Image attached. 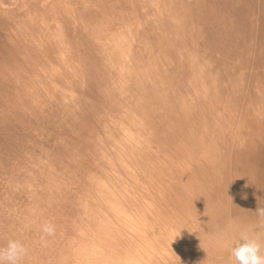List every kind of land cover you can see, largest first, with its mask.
I'll return each mask as SVG.
<instances>
[{"label": "bare ground", "instance_id": "obj_1", "mask_svg": "<svg viewBox=\"0 0 264 264\" xmlns=\"http://www.w3.org/2000/svg\"><path fill=\"white\" fill-rule=\"evenodd\" d=\"M237 1L239 0L17 2L15 8L20 12L15 13L13 21L8 25L2 23V20L0 22V45H5L4 39L20 35L27 38L21 39L19 44L12 42L10 48L16 52L15 55L22 50L20 44L24 42L26 48L29 40L27 47L33 44L35 49L32 52L26 48L30 54L16 56L18 65L15 69L18 71L25 68L24 72H27L25 79L23 77L19 79L22 74L18 72L19 77L10 88L11 78L8 76L11 68L8 63L3 69V74H0V84L6 89L4 98L8 100L10 107L15 103L22 106V99L25 96L29 93L35 94L34 99L31 98L29 101L31 103L32 100L40 107L35 114L34 107L31 111V115L36 116L30 120L32 133L29 139L32 144H37V150H34L33 154L40 157L48 156L50 147L57 145L58 139L55 140L54 135L59 131L62 134L64 121L61 120H70L76 113V110L68 112L69 107L71 109L72 106H77L84 120L82 125L77 126L76 123L73 127H76L74 131L77 132L75 135L78 138L77 141H73L75 142L73 147L62 143L65 139L60 144V147L66 149L69 154L72 152L71 159L76 164L53 159L47 161L49 165L45 163L39 165L34 162L31 151V155L28 156L30 164L24 170L23 181L19 178L15 180L17 181L15 185L18 186L15 194L10 195L9 186L2 193L6 195L7 201L15 206L4 203V198L0 200V246L6 245L10 239H20L24 242L29 251L21 264H59L61 256L69 255L71 250L75 257L80 259L77 264H84L81 258L87 257L88 254L94 257L98 255L95 244L89 245L86 241L102 242L104 251L112 250L117 255L113 259L111 256L106 257V264H200L199 259L202 258L194 259V255L200 252L199 255L202 257L208 235H211V238L219 237L217 234L225 231L222 225L229 228L236 224L235 228H230L232 231L229 240L233 241L218 264H232L230 250L241 234L237 237V231L234 232L237 226L245 229L243 232L258 234L264 246V217L256 213L259 207L264 208V177L256 185L255 182L249 181L247 176L251 171L249 165L254 166L258 163L264 165V48L260 47L261 44L249 41L250 33L255 28L253 23L243 27L235 16L236 21L228 23L227 16L233 18V11L237 10ZM244 1L246 6H239L237 19L242 16L251 21L255 14L253 12L256 0ZM73 2L71 13L76 14L80 11L77 7L74 8L76 4L82 6L81 11L63 19L58 26L59 29L58 27L56 29L59 34L66 32L69 40L74 39V43L86 42L87 45H76L75 49H79L80 55L74 52L75 50H69L70 53L65 50L66 55L68 53V57L64 56L67 63L59 65V69L55 67L49 69L48 66L52 67L54 64L49 58V53L46 55L44 53L48 36L55 30L40 20H45L48 10H51L47 5L54 4L53 9L58 6L59 9L67 11V4L72 5ZM221 2L226 6L215 8L214 3L218 6ZM30 10L28 25L24 19L29 17ZM145 11L148 12V16L144 25ZM151 11H156L166 18L159 20L161 16L150 15ZM258 12L261 13L258 23L260 29H263L264 0L259 5ZM215 14L219 15L216 17ZM78 15L80 23L75 18ZM95 20L100 23L102 32H97L90 38L93 43L90 47L85 33L90 32V25ZM39 22H41L39 31L45 29L43 31L45 41L41 47L34 34L39 31L31 28ZM63 23L69 28L65 30L62 27ZM81 23L84 25H80ZM20 30L22 34H15L16 31L20 33ZM96 37L102 38L103 46L108 47L103 55L95 53L97 59L94 61L89 51L97 46ZM70 44L73 45L72 49L74 44L69 41V47ZM257 46L260 48L257 49ZM161 48H164L165 52L160 51ZM86 49L89 51L83 52ZM179 50L193 56L182 62L185 66L177 59L179 55L173 59L175 52ZM1 53L0 50V55ZM98 57H104L106 60ZM196 59L199 62H195ZM233 59H237L238 62L242 60L246 69L237 67V72L233 73L226 63L227 60L232 62ZM37 64L48 69L43 70L47 72L46 78L51 77V80L35 74L30 76ZM184 69L190 73L185 74ZM249 69L250 73L253 71L252 75H257L262 82L256 84L255 92L245 96L243 75H247L246 70ZM52 73L54 75H50ZM196 73H201L197 75L199 82L190 77ZM111 74L113 75L110 77ZM233 74L240 80H237L239 83L237 86L233 85L234 89L225 77L228 75L231 80ZM182 75H187L186 79ZM168 83L169 86H166ZM252 93L257 94V100L252 99ZM18 94L23 97L19 101L15 99ZM101 94L106 96V101L97 105L94 103L95 99L96 97L99 99ZM44 95H48L51 102H43L41 99H44ZM78 97L81 102L78 101ZM86 97L89 98L88 106ZM58 98L65 101L71 99L72 102L60 104L56 102ZM150 98L157 99V105L151 102ZM238 98L243 99L246 104ZM58 109H62L64 113ZM185 109L192 113L191 123L188 122V115L183 117L179 115L188 113ZM15 110L13 106V116L16 114ZM2 111L7 110H0ZM97 112L102 116L100 119L99 115L95 119ZM240 113L244 115L242 119L237 120V114ZM150 114L158 115L157 122L152 126L149 123L150 119L146 123L142 119L148 118ZM3 120L6 122L4 126H10L9 122L14 121L15 117ZM111 124L121 125L123 134L126 133L122 138L124 145H133L134 142V147L129 149L131 152L125 155L127 158L119 161L116 160L121 155L120 153L118 155V150L114 154L98 159L93 154V147L88 146L94 144L92 139L96 131L103 133L102 137L106 140L113 141L115 138L112 137L116 136L119 140L120 136L116 135L118 133L112 134L114 127ZM224 127L225 134L217 137L219 130ZM78 129L82 131H77ZM174 133L185 134L183 143L188 139L187 136H190V145L185 149L194 151L195 158L188 157L181 147L182 138L172 137ZM84 134L90 137L86 139L87 141ZM113 146H117V142ZM95 147L98 148V145ZM111 147L107 151H112ZM16 151L11 153V157L17 156ZM54 153L57 154L55 151ZM69 154H66V160ZM92 154L94 159L91 157ZM76 158L77 160H73ZM121 163V167H115ZM149 163L151 164L147 167ZM90 165L93 166L92 170L89 169ZM115 168L133 173L136 181L128 185L131 190L124 196L125 204L127 200H132L144 205L142 216L138 211L134 210V213H131L132 209L123 206H106V210L109 209L107 212H112L109 214L111 221L102 228L94 223L91 230L86 226L96 219L95 206H105L106 190L111 187V182H107L106 173H115ZM80 169L82 174L88 175L86 177L91 179L93 190L100 186L103 189L101 202L92 196L81 204V200L75 196L72 187L79 184L80 179H85L84 175L80 174L81 171L78 173ZM203 172H206L205 180H202L200 175ZM136 173H139V176L147 175L148 178L141 177L142 180H137ZM67 176L69 177L66 179ZM96 178L100 183H96ZM102 178L106 179L104 184L101 183ZM18 182L21 184L17 185ZM18 204L19 206H16ZM72 211L74 212L71 213ZM125 211L129 213L125 215ZM145 215H150V218ZM144 217L148 225L142 223ZM46 222L53 223L56 231L54 236L42 239L40 228ZM5 223V230L8 232L4 231ZM154 233L158 236H153ZM141 235H145L144 237L149 235L152 238L153 255L148 256L147 250L140 247L139 242L143 239L137 240L142 237ZM107 237H109L107 241H101ZM108 258L112 261L109 262ZM96 263L99 264L97 261ZM72 264L75 263L72 261Z\"/></svg>", "mask_w": 264, "mask_h": 264}, {"label": "rangeland", "instance_id": "obj_2", "mask_svg": "<svg viewBox=\"0 0 264 264\" xmlns=\"http://www.w3.org/2000/svg\"><path fill=\"white\" fill-rule=\"evenodd\" d=\"M18 1L19 0H0V22L2 20V23L8 25V23L10 24L13 21V19L16 17L15 13L17 11H19L18 9L15 8V5L17 4ZM262 1L263 0H256V3L254 4L255 12H253L255 14L253 15V18L251 19V21L250 20L248 21L246 18H244L242 16L237 19V15L236 14H238V11L240 12L239 6L246 4V2L244 0L237 1V10L233 11V18H231L232 16H227V18H228V23H234L236 20H238L243 27L249 26L250 23L251 24L253 23L255 25V28L252 29V31L250 33L249 41L252 42V43H255L257 45L261 44L260 47L264 48V45H262V43H264V27H263V29L261 28L262 31H260L261 30L260 29V24L258 23L260 21L259 19H260V15H261V13L258 12V9H259V5L261 4ZM103 2H104V0H103ZM73 4H74V2L72 3V5L71 4H67V7H68L67 11L66 10L65 11L62 10V8L59 9L58 6L55 7V9H53L54 4H49L47 6H49L51 10L50 11L48 10L47 15H46V19L45 20L44 19L40 20V21H44L46 23V26H49V27H51V29L55 30V31L52 32V34H50L51 36H48V43L46 44V47H45L46 52L44 53V55H46V53H49V58H50L51 62L54 64V65H52V67L48 66L49 69L50 68L54 69V67L56 69H59L60 68L59 65L63 66L64 64L67 63V61L64 59V56L66 55L65 50H67L68 53L71 52L69 50H72V51L75 50L74 52H76V53H78L80 55V52H78L79 49H75L76 45H80V46L87 45L86 42L84 44H78V43L76 44V43H74V39L71 40V38H70V40H69V38L67 37L66 32L59 34L57 29H56V27H58L59 24H61L64 21L63 19H66L71 14L72 15H76V14H78L81 11L82 6L76 4L77 6L74 5V8L77 7V9H80V11L79 12L77 11L78 13H76V14L75 13H71V10H73V9H71V7H73ZM214 4H215L214 5L215 8L221 7V6H226V4L224 2H221V4H219L218 6H217L216 3H214ZM12 6H14V8ZM37 7L39 8L40 5H37ZM242 9L244 10V6H243ZM10 10H12V12H10ZM25 10H26V8H24V11ZM223 11H224V9H223ZM25 13L27 14V12L26 11L24 12V16H26ZM88 14H89V12H88ZM149 14L150 15H157V17L161 16V18H159V20L164 17L162 15L157 14L156 11H151V12H149ZM217 15H219V14H215L216 17H217ZM30 16H31V10H30L29 17L27 19H24V21L28 25L30 23ZM146 16H148V12L145 11V15H143V18H144L143 19V23H144V25H145V21L147 19ZM234 16L236 17V20H235ZM75 18H77L78 22H79V15L76 16ZM80 18H82V17H80ZM164 18H166V17H164ZM103 19H106V18H103ZM209 19H211V18H207V20H209ZM256 19H257V22H255ZM84 23L86 24L87 22L85 21ZM74 24H75V22H74ZM80 25H84V24L81 23ZM22 27L25 29L24 25ZM62 27H64L65 30H66V28H69V26L66 23H63ZM90 27H91V30H90V32L85 33V38L87 39L88 43H90L89 46L92 47L93 43L90 40V38L95 33L102 32L101 31L102 27H101L100 23L98 21H96V20L91 23ZM256 27H258V29ZM31 28H33L35 31H39L41 29V22H39L38 25L37 24L33 25ZM58 29H59V27H58ZM96 29H98L100 31H97ZM44 30L45 29H43V31ZM2 31L4 32L5 30L2 29ZM20 31H21L20 33H17V31H16L15 34H22V30H20ZM43 31L41 30L39 32H35L34 33L36 35V37H37V40L39 41L40 47L42 46V42L44 43V41H45ZM64 31H61V32H64ZM30 37H32V34L30 35ZM26 38L27 37H22L20 35H17V36H14L11 39H8V38L4 39V41L6 43H4V42L3 43L5 45H3V44L0 45V50L2 51V53L0 55V74H3V69H5V65H8V63H9V65H10L9 67L11 68L9 70V76H8V77L11 78V81L9 82L10 83V88L15 84L14 82L19 77L18 72L20 74H22V76L19 79H21L22 77L25 79V76H26V73H27V72H24L25 68H22V69L20 68L18 71L15 69L16 66L18 65L17 60H16V56H23V55L31 53L30 51L26 50V48H28L27 46L29 45L30 40H29L26 48H25L24 42H23V44L22 43L20 44V47L22 48V50L20 51L19 54L15 55L16 52L14 53L13 49H11L10 47H12V45H13L12 42H14L16 44H19V41L21 39L25 40ZM69 41L73 42V44H74V47L72 49H71V47L73 46L72 44H70V47L68 46V42ZM181 44H182V42H181ZM30 45L31 46H29L28 49H31L32 52H33V50L35 49V46L33 44H30ZM95 45H97L95 47V49H92V50L90 49V51L87 50V49L83 50V52L89 51V55L93 56L94 61H96V59H97V56L95 55V53L97 55L99 53H101L103 55L105 52H107L105 49L108 47L107 45L103 46L102 38L100 39L99 37H96ZM252 45H254V44H252ZM260 47L257 46V49H259ZM82 49H83V47H82ZM161 50H163V52H165L164 48H161L160 51ZM182 50H181V52H180V50L178 52H175L174 56H173V52L171 51L170 56L171 57L173 56V59H175V56L179 55V57L177 59L180 61V63L184 62L185 59L187 60L190 57H193L189 53H184V51H182ZM63 51H64V53L62 54ZM246 51H247V47H246ZM68 53L66 55L67 57H68ZM98 58L99 59H102V58L104 59V57H98ZM104 60H106V59H104ZM245 61H246V59H245ZM189 62L190 63H194L193 61H189ZM195 62H199V60L196 59ZM226 63L230 67L229 69L233 71V73L237 72V67L245 68L244 62L242 60L240 62H238L237 59H233L232 62H229L227 60ZM237 63H239V64H237ZM182 64L185 66V63H182ZM126 66L127 65L125 63V67ZM34 69L35 70L32 73H30V76H33L35 74V75H37L39 77H42V78L45 77L46 78L47 72L45 70H48V69H45L44 66H41L40 64L39 65L37 64ZM43 69H45V70H43ZM252 69L254 71L253 67H252ZM184 70H186L185 74L190 73L189 71H187V69H184ZM246 71H247V73H246L247 75H243V77L245 76V78H244L245 82L243 81V86L245 87L246 90L243 88L245 90V92H243V93H244L245 96H248L251 92H255L257 90L256 89L257 88L256 84L259 85V84H261L262 81H261V79L259 80V77L257 75L256 76L252 75L253 71H252V73H250L251 69L246 70ZM15 72H16V75L14 76ZM53 72H56V71H53ZM203 73H205V72H203ZM113 74H111L110 77ZM199 74H201V73L191 74L190 77H192V79L195 78L194 80L199 82V79L197 77V75H199ZM50 75H54V73H52ZM182 76H183L184 79H186V77H187V75L186 76L182 75ZM232 76H233L232 77L233 79L230 80L228 75H225V77L227 78L229 84H231L232 88L234 89L233 85L237 86V84H239V83H237V80L238 81H240V80H239L238 77H235L236 76L235 74H233ZM46 79L51 80L52 78L48 77ZM173 79L176 80V78H173ZM173 79H172V81H173ZM65 80L67 82L69 81L68 79H65ZM70 83H72V82H70ZM6 84H8V83H6ZM144 85H145V83H144ZM166 86H169V83ZM5 90L6 89L3 87V85L0 84V110H7V111L0 112V115L2 114V116H0V124H3V125H0V200H1V198H4L5 200H3V202L8 204V205H11L10 202L7 201L6 195L5 194L2 195V193H4L5 189H8V186H9L10 189H11V194L10 195L15 194L14 191L16 192V188L18 187V186L15 185V183L17 182L15 180L17 178H19V179H22L21 181H23V179H24L23 178L24 170L27 169L29 164H30L28 156L33 154L37 150V148H36L37 144L36 145L32 144L31 140L29 139V135L32 133V128H30V120H31V118L32 119L36 118V116L34 114L37 113V110L40 107H39V105L37 107L36 106L37 103H34L32 100H31V103L29 102L31 98L34 99V96H35L34 93H29L27 96H25V98L20 96V94L16 95L15 99H17L18 101L23 98L22 99L23 105L20 106V105L15 103V104H12V106L10 107V104L7 103L8 100L6 101V98H4V96L6 95V91ZM99 91H101V90H99ZM252 95H253L252 99H254V100L258 99L257 98V94L252 93ZM105 97H106L105 95L101 94L99 99L96 97L94 103H96L97 105H101L100 103H105V101H106ZM86 98H87V106H88L89 98L88 97H86ZM77 99H78L79 102H81V99L79 97ZM238 99L241 102L243 101L244 103H245V101L247 103L249 102L248 100H246L245 97H244L245 101L243 99H240V98H238ZM41 100L42 101L44 100L43 102H46V103L51 102V101H49V96L48 95H46L44 97V99H41ZM150 100H151V102H154L157 105V102H156L157 99L150 98ZM221 100H222V97H221ZM66 101H65V99L58 98V100L56 102L60 103V104H61V102H63V103H68V102L71 103L72 102L71 99H69V100L66 99ZM250 104H253V103L250 102ZM1 106H2V108H1ZM13 106H14V109H16L15 110L16 111L15 116H13V114H12L13 113ZM42 106H45V105H42ZM33 107L36 109V111L33 114L34 116L31 115V111L33 110ZM177 107H179V106H177ZM187 108H188V106H187ZM41 110H40V112H41ZM58 110H61L63 112L62 109H58ZM75 110H76V113H74V116L72 118L70 117V120H61V121H64V129L62 131V134L59 131L58 134L54 135V139L55 140L58 139V143H57L56 146H53V147L49 146L50 147V153H48V156L40 157L39 155L35 156L34 155L35 153L33 154L34 157H32V158H34V162L35 163H37L39 165H41L42 163H45V164L49 165V163H48L49 160H53V159H60L59 161L62 160L63 162L64 161H71L72 162L71 155H70L72 152L69 154V152L66 149L64 150L63 148L60 147V144H61V141L65 139V141H62V143L65 142V143H67V145L69 144V146L72 145L71 147H73V145L75 143L73 141H77L78 140V138L75 135V134H77V132L74 131V129L76 127L75 128H73V127L75 126L76 123H78L77 126L82 125L84 117L80 116V114L78 112V107L75 106V105L72 106L71 109H70V107H69V109H67L68 112H73V111L75 112ZM185 110L187 111V109H185ZM98 115H99V119H100L102 116H100L99 112H97V116L96 117L94 115L93 116L95 117V119H97ZM154 115L155 114H153V115L150 114V116L148 118H146V119L142 118L143 122L146 123L150 119L151 121H149V123L152 126L153 123L154 122L156 123L157 120H158V115L157 114L155 116ZM179 115L181 117H183L185 115H188L187 118H188V122L189 123H191V120H193L192 116H191L192 113L191 114L189 112L188 113H181ZM243 115H244V113L243 114L242 113L237 114V120L238 119H242L241 117H243ZM87 116H89L88 113H87ZM7 117H10V118L11 117H15L14 121L9 122L10 126H4V124H6V122L3 119L7 118ZM250 117L252 119L254 118L252 116H250ZM250 117H249V119H251ZM247 119H248V117H247ZM99 124H98V127H100ZM111 126H113V124H111ZM113 127H114V130L112 131V134L115 135L116 133H118L116 135L120 136L119 140L117 139V136L116 137H112L113 139L115 138L113 141L110 140V139L106 140L105 137L104 138L102 137L103 133H101L100 131L94 132L93 139H92L94 144H92V145L89 144L88 146H90V148L93 147V154L98 159H101L105 155L114 154V152L116 150H118V155H119V153L121 155H119L120 158L116 159V160L119 161V160H121L123 158H127V156L125 157V155H127V153H130L131 150H129V149L134 147V142H133V145H126V144L124 145L122 138H123V135H126V133L123 134L124 131L121 129V125L120 126H113ZM117 128H118L119 132H117ZM77 131H82V130L78 129ZM17 132H18V134H16ZM225 132H226V128L224 127L221 130H219V133H218L217 137H220L221 134H225ZM60 134H61V136H60ZM81 134L83 135V133H80V135ZM105 135H108V134L105 133ZM183 135L185 136V134L178 135V134L174 133V134H172V137H176V138H180L181 137L182 138L181 147L186 151L188 157L193 159V158H195L194 155H193L194 151H190L188 149H185V148H188V146L190 145L189 144L190 143V141H189V137L190 136H187L188 139H186L185 142L183 143V138H184ZM84 138L86 140V139H89L90 137L89 136L86 137V134H84ZM116 142H117V146H113L114 144H116ZM102 143H108L109 145L107 146L106 144H102ZM99 144H101V145H99ZM95 145H98V148L95 147ZM109 147H111L112 151H107V149ZM69 150H72V149H69ZM15 151L17 152V156H15V158H14V156L11 157V153L15 152ZM31 151H32V153H31ZM54 151L57 154H55ZM41 153H42V150H41ZM66 154H69L67 160H66ZM93 154L91 156L92 159H94ZM69 158H70V160H69ZM198 158H201V157H198ZM73 160H77V158L73 159ZM72 163L76 164L75 161H73ZM122 163H123V160H122ZM122 163L119 166H115V165L114 166L115 167H121ZM263 163H264V161H263ZM150 164L151 163H149L147 165V167H149ZM248 167L251 170L247 174L248 178L250 179L249 181L255 182L254 184L257 185V182L262 177H264V165L262 166L260 163H258L257 165H254V166L249 165ZM75 169H77V167ZM89 169L92 170L93 166L90 165ZM80 171H81V173H80ZM244 171H246V170H244ZM103 172L105 173L106 171H103ZM78 173H80L81 175H84L85 179H80L79 180V184H76L74 187H72V189H73V191L75 193V196L79 200H81V204H82V202L85 201V199H89V198L91 199L92 196H94V198L96 200L101 202V190H103L102 188H100L101 186L98 189L93 190V187H92L91 182H90L91 179H88V177H86L88 175L82 174V170L81 169L79 170ZM115 173H111V174L110 173H106L107 182H111L110 183L111 187H109V189L106 190V204H105V206H102V205L101 206H95V209L97 211L96 219L92 220L91 224L86 226V227H88L91 230H92V226H93L94 223H97L99 225V227L102 228L103 225H105L106 223H109L111 221V218H110L109 214H111L112 212L108 213L107 210H109V209L106 210V206H110V205L111 206H123V207H125L127 209H130V210L132 209L131 213H134V210L138 211L139 214L142 216L141 211H142V208L144 207V205L138 204L137 202L132 201V200H127V203L125 204L124 196H127L129 194L128 191L131 190V188L128 187V185H131L129 183H134L132 181H136L135 177L133 176V173L131 174V172H129V171L125 170V169H120V168L117 169V170L115 168ZM136 174H137V180H142L141 177L142 178H146V179L148 178L147 175L139 176V173H136ZM205 174H206V172L205 173L203 172V174H200L201 177H202V180L207 179V176ZM138 176H139V179H138ZM158 176L160 177V175H158ZM68 177L69 176H67L66 179ZM105 182H106V179L102 178L101 179V183L104 184ZM96 183H100V180L98 178H96ZM20 184H21V182H18L17 185H20ZM90 187H92V189H90ZM10 200H12V199H10ZM60 200H62L61 197H60ZM11 206H15V205L12 204ZM16 206H19V204L16 205ZM102 208H104V210ZM113 208L114 207H112V209ZM98 209H100V210H98ZM145 211H146V209H145ZM73 212L74 211H72L71 213H73ZM128 213H126V211H125V215H127ZM130 216L135 218L132 214H130ZM145 217H147L149 219L150 215H145ZM145 217H144V219H142V223L145 224V225H148V221L145 219ZM127 218L130 220L129 217H127ZM127 218L125 220H127ZM236 225H233L232 227L235 228ZM5 226H6V223L4 224V231L8 232L7 230H5ZM222 227L224 228L225 231H223V233L217 234L219 237H212L211 238V235L210 236L208 235L207 243L205 245V249H204V251L201 254L202 257L199 255L200 252L199 253L197 252L194 255L195 256L194 259L202 258V260L199 259L200 260V264H218L221 261L222 257H223V253L225 252V250L230 246L231 242L233 241V240H229V239H231V237H230L231 234L230 233H231L233 228L232 227L228 228L225 225H222ZM230 228H232V229H230ZM149 229H151V228H149ZM244 230L245 229L239 228V226H237V229L234 230V232L237 231V237H238L239 234L241 232H243ZM98 233H100V232H98ZM150 234H151V232H150ZM141 236L142 237H139L138 240H137V241H140L141 239H143L142 241L139 242L140 247L143 248L144 250H147L148 256L150 254L153 255L152 254L153 250L151 251V249L153 247L152 238H150L149 235L147 237H144L145 235H141ZM153 236L157 237L158 235H157V233H154ZM108 238L109 237H107V238H105V239H103L101 241H103V242L107 241L106 239H108ZM134 238L135 237H133V239ZM155 241H157V240H155ZM86 242L89 245L90 244L91 245L95 244V248H96V250L98 252V255L94 257L92 254H88L87 257L81 258V261H83L84 264H97L96 261L99 264H101V263L102 264H106L105 263V260L107 259L106 257L111 256V259H113V258H115V256H117V255H115V253L112 252V250L104 251L103 250L104 246H103L102 242H99V243H93V242H89V241H86ZM171 243H173V240H171ZM98 244H100V245H98ZM190 245H191V243H190ZM0 247H2V246H0ZM155 249H156V247H155ZM89 252H90V250H89ZM72 257H73V259H72ZM227 258H229V257H227ZM79 260L80 259L75 257L74 252L71 250V251H69V255L68 254H64V255L61 256V260H59L61 262L59 264H72V261L75 264H77V262ZM111 261L112 260H110L109 262H111Z\"/></svg>", "mask_w": 264, "mask_h": 264}, {"label": "clouds", "instance_id": "obj_3", "mask_svg": "<svg viewBox=\"0 0 264 264\" xmlns=\"http://www.w3.org/2000/svg\"><path fill=\"white\" fill-rule=\"evenodd\" d=\"M264 217V208L256 211ZM42 239L55 235L56 226L51 222L41 225ZM258 234L241 232L238 241L230 250L232 264H264V251ZM28 248L20 239H10L0 247V264H21L28 255Z\"/></svg>", "mask_w": 264, "mask_h": 264}]
</instances>
